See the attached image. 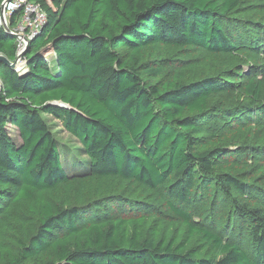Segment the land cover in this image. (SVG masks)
<instances>
[{
	"label": "trees",
	"instance_id": "obj_1",
	"mask_svg": "<svg viewBox=\"0 0 264 264\" xmlns=\"http://www.w3.org/2000/svg\"><path fill=\"white\" fill-rule=\"evenodd\" d=\"M32 1L47 19L28 45L27 71L0 64V231L5 220L22 228L15 241L0 239V264H264L258 208L234 206L250 219L252 255L184 210L209 191L228 197L255 191L238 177L247 160L231 158L241 147L224 146L251 144L255 137L242 131L264 121L262 81L251 76L241 89L228 84L239 78L242 59H264L254 48L263 28L233 18L244 0ZM244 44L254 46V55ZM153 47L170 54L195 48L229 63L217 76L182 82L179 72L164 81L160 66L144 67ZM42 50L55 59L44 60ZM0 55L16 59V39L1 26ZM230 85L246 104H236ZM56 101L68 109L50 105ZM45 115L79 144L85 174L66 173ZM8 126L17 130L19 145ZM122 197L159 201L187 235H161L149 226L160 219L133 212L136 205L130 212L137 215L99 214L105 202L127 207ZM194 239L200 247L188 248Z\"/></svg>",
	"mask_w": 264,
	"mask_h": 264
},
{
	"label": "rangeland",
	"instance_id": "obj_2",
	"mask_svg": "<svg viewBox=\"0 0 264 264\" xmlns=\"http://www.w3.org/2000/svg\"><path fill=\"white\" fill-rule=\"evenodd\" d=\"M233 18L235 19V22L249 25L252 29L262 27L264 30V0H244L240 12L234 14ZM263 40L264 37L258 38V43L253 47H258L259 50H261V56L264 58V47H260L263 45ZM41 41L42 38L40 37L37 41L38 44ZM244 45L245 46L242 48H248L247 50H244L247 51L248 54L254 55L252 52V49L254 48L250 46L247 47L248 44ZM47 48H51V46L49 45ZM249 48H251V52L249 51ZM48 52L49 51H46V53ZM53 56L52 53V57ZM251 60L252 61L249 62L245 59L241 60V63L238 64L240 67H237L238 71L240 70L239 78L231 80L228 84H234L236 89H241L242 84L254 78V80L262 81L264 90V59L253 56ZM143 62L145 64V69L157 68L160 66L164 71L160 77L164 81L171 80L176 73L180 72L184 78L182 82H187L208 76H217L218 73L224 71L229 60L226 58L210 60L201 50L195 48L170 54V52H167L163 48L153 47L145 52ZM252 65L254 67H252ZM251 69L254 71L253 74H251ZM251 76L253 77L251 78ZM234 85H230L233 88L228 87V89L234 91ZM236 91H234L236 92V104H246L247 101L241 97V91ZM224 99H226L225 96L216 100L213 104L218 105L220 104V101ZM263 101H260V104L264 105ZM43 119L50 127L57 142L61 161L66 173L69 176L85 174L88 170V160L83 155L79 144L60 127L59 122L53 117L45 115L43 116ZM256 126V130L250 129L252 132L247 128H244L242 131L241 136H246L247 138L255 137V140L250 142L251 144L231 143L224 145L228 146L226 148H231L229 149L231 151H236L238 149L236 147L237 145L241 147V149H239L241 152L238 155H231V158L232 160L238 159L239 161L247 160V167H244V162L239 163V166H243V168L240 169L238 177L243 182L249 183L252 189L255 188V191L244 195L243 197H236L234 195L228 197L221 191H218V193L214 195V191H209L204 193V195H200L199 198L193 197L192 205L184 208L194 222L205 226L213 233L219 235L224 243L240 246L249 255H252L254 252V243L252 241L250 230V219L247 215L237 214V210L234 206L246 205L247 209L258 208V210L262 211L264 214V143L261 144L257 141V138H259L260 142L264 139V121L261 123L257 122ZM7 131L14 143L19 145L21 142L18 138L17 130L14 127L8 126ZM252 148H256V150L253 151L254 149ZM247 149L248 151L243 153V151ZM251 152L254 154H251ZM242 153L244 155H242ZM118 200L127 203V207L123 208L119 203L113 204L105 202L100 205L99 214L105 216L130 215L133 214L130 212V205H136L139 207L132 209L133 212L137 210L140 211L139 213L141 214L151 213L152 216L160 219V222L152 221L149 226L151 228H157L161 235H177L180 239H183L187 235L186 230L181 227L180 221L168 214L159 201L151 202L153 200L148 199L149 203H137L125 197L118 198ZM231 200H235V202L237 201V205L232 203ZM133 215H137V213ZM3 222L5 224L2 231H0V239L7 238L15 241L22 230L21 226H18L19 224H11L9 220ZM8 224L10 226H8ZM191 247L199 248V242L196 241V239L192 240L188 245V248ZM202 254L203 252L201 255Z\"/></svg>",
	"mask_w": 264,
	"mask_h": 264
},
{
	"label": "built area",
	"instance_id": "obj_3",
	"mask_svg": "<svg viewBox=\"0 0 264 264\" xmlns=\"http://www.w3.org/2000/svg\"><path fill=\"white\" fill-rule=\"evenodd\" d=\"M1 17L10 35L16 39V57L40 34L47 19L45 11L32 0H3L0 6V26L3 28ZM41 56L48 61L52 53L44 50ZM26 64L23 58L15 71L25 73Z\"/></svg>",
	"mask_w": 264,
	"mask_h": 264
},
{
	"label": "water",
	"instance_id": "obj_4",
	"mask_svg": "<svg viewBox=\"0 0 264 264\" xmlns=\"http://www.w3.org/2000/svg\"><path fill=\"white\" fill-rule=\"evenodd\" d=\"M2 12V10H1ZM1 22L3 24V28L5 30V32H7V34H10V31L7 29V27L4 25L3 23V19L1 17ZM27 49H28V46L25 48V50L20 53L16 59L12 62V61H9L7 58H5L4 56L0 55V64H4L5 66H7L8 68H10L11 70L15 71L16 67L19 65L20 61L25 57L26 55V52H27ZM44 51H41L39 52V56H41V54H43ZM0 93H1V88H0ZM0 98H1V95H0ZM51 106H54V107H58V108H63V109H68V106L59 102V101H56V102H52L50 103Z\"/></svg>",
	"mask_w": 264,
	"mask_h": 264
},
{
	"label": "clouds",
	"instance_id": "obj_5",
	"mask_svg": "<svg viewBox=\"0 0 264 264\" xmlns=\"http://www.w3.org/2000/svg\"><path fill=\"white\" fill-rule=\"evenodd\" d=\"M42 51H44V50H42Z\"/></svg>",
	"mask_w": 264,
	"mask_h": 264
}]
</instances>
